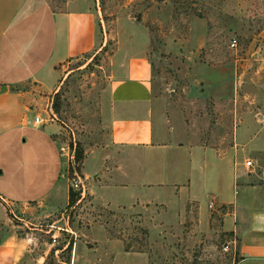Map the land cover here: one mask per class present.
<instances>
[{
	"label": "crops",
	"instance_id": "1",
	"mask_svg": "<svg viewBox=\"0 0 264 264\" xmlns=\"http://www.w3.org/2000/svg\"><path fill=\"white\" fill-rule=\"evenodd\" d=\"M63 5L57 10L51 0H0V149L21 138L24 158L39 160L46 179L31 197L25 195L27 184L17 186L23 197L0 184V264H46L52 252L59 257L70 244L75 262L81 249L72 228L60 248L51 244L56 230H46L51 239L43 241L12 226L10 215H35L45 206L48 216L69 203L70 188L61 181L67 160L60 130L35 122L29 86L56 92L62 78L57 67L105 42L96 39L92 0ZM147 46L141 38L120 39L113 55L116 67L100 99L103 143L88 150L83 163L94 199L153 220L159 217L156 205L164 204L168 217L174 212L169 222L181 220L187 206L196 204L208 233L217 212L218 230L237 238V263L264 264V55L235 64L230 74L220 68L214 83L204 74L207 85L189 88L183 97L160 87ZM248 81L254 83L249 88ZM211 199L217 211L209 208ZM101 237V264H126L125 241L106 231ZM140 255L147 263L148 254Z\"/></svg>",
	"mask_w": 264,
	"mask_h": 264
},
{
	"label": "rangeland",
	"instance_id": "2",
	"mask_svg": "<svg viewBox=\"0 0 264 264\" xmlns=\"http://www.w3.org/2000/svg\"><path fill=\"white\" fill-rule=\"evenodd\" d=\"M51 1L58 10L66 0ZM92 5L96 39L99 45H105L58 66L62 78L56 92L46 93L38 83L29 86L36 113L45 120L52 118L53 113L56 115L46 125L60 130L62 145L68 143L71 150L76 147L83 152V159L74 156L66 161L61 168V181L74 189V179L80 176L86 192L82 195L74 189L75 202L52 210L48 216L43 215L45 206L39 207L42 210L35 215L18 211L17 218L11 213V225H18L20 232H34L43 241L51 239L46 230H56V246L60 248L70 239L71 233L65 228L76 232L72 236L78 238L81 249L75 262L72 249H66L59 252V257L51 251L46 264H101L104 231L125 241L129 252L126 264H237L239 257L233 245L229 251L223 249L230 239L228 232L217 228V212L208 233L200 225L196 204H189L185 217L174 222H169L175 218L174 212L168 217L170 213L164 204L156 205L159 217L155 218L156 213L154 220L141 212L110 209L94 199L90 191L92 177L86 178L83 163L87 151L103 143L106 131L100 116V99L111 83L116 67L112 58L120 39L129 43L143 39L148 44L146 53L160 87L168 94L182 93L185 97L189 88L207 85L204 74L214 83L220 68L230 74L235 64L242 66L262 58L264 0H92ZM233 38L238 41L237 48L231 47ZM247 83L248 88L254 84ZM21 141L20 138L19 144L0 149V184L17 189L21 197L24 192L17 186L27 184L29 190L25 195L31 197L35 190L40 191L46 179L42 166L37 165L39 160L33 156L24 158L27 145L23 147ZM55 177L57 180L58 173ZM20 218L30 222L26 226ZM143 252L148 254L147 263L140 260Z\"/></svg>",
	"mask_w": 264,
	"mask_h": 264
},
{
	"label": "built area",
	"instance_id": "3",
	"mask_svg": "<svg viewBox=\"0 0 264 264\" xmlns=\"http://www.w3.org/2000/svg\"><path fill=\"white\" fill-rule=\"evenodd\" d=\"M237 46H238V41H237L236 38H233L232 41H231V47L237 48ZM54 116L56 117V115L53 113L52 118L49 116L48 119L45 120V118H44L40 113H38V114L35 115L34 120H35V122H36L37 124H46V123H48L49 120H53V117H54ZM62 144H64V143L62 142ZM61 151H62L63 155H64L65 157H67V158H66L67 161L70 159V157H71V158H74V156H75V158H76V154H75V153H76V147H74V150H71V148L69 147V144H68V143H66L65 146H63V145L61 146ZM70 153H72V154L70 155ZM246 164H247L248 166H250V165H252V161H251V160H247V161H246ZM73 187H74L75 190L80 191V193H81L82 195H84L85 192H86L85 184H84V182H83V180H82V178H81L80 176H78L77 178L74 179ZM209 208H210L212 211H217V208H216V206H215V204H214V202H213L212 199H211L210 202H209ZM65 229H66L67 231H68V230L71 231V230L68 229V228H65ZM71 232H72V231H71ZM227 235H229V239H230V241H229L227 244L224 245L223 249L226 250V251H229L230 245H231V246L233 245V247H234V251H235L236 246H237V243H238L237 238H236L235 236H232V237H231L230 234H227ZM51 244H54V245H57V244H58V235H53V236H52ZM232 250H233V249H232ZM235 252H236V251H235ZM235 255H236V254H235ZM237 264H238V263H237Z\"/></svg>",
	"mask_w": 264,
	"mask_h": 264
},
{
	"label": "trees",
	"instance_id": "4",
	"mask_svg": "<svg viewBox=\"0 0 264 264\" xmlns=\"http://www.w3.org/2000/svg\"><path fill=\"white\" fill-rule=\"evenodd\" d=\"M76 159L77 160L83 159V152L81 150H79V149L76 150ZM76 197H77V193L74 192L73 188H70V191H69V203L71 204V203L75 202ZM228 234H230V233H228ZM71 248H72V245L70 244L68 249L71 250Z\"/></svg>",
	"mask_w": 264,
	"mask_h": 264
}]
</instances>
